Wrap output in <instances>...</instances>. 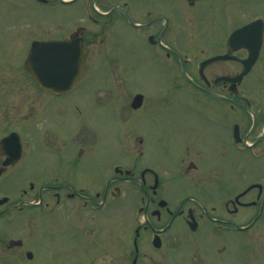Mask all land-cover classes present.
I'll use <instances>...</instances> for the list:
<instances>
[{
    "label": "flooded vegetation",
    "instance_id": "1",
    "mask_svg": "<svg viewBox=\"0 0 264 264\" xmlns=\"http://www.w3.org/2000/svg\"><path fill=\"white\" fill-rule=\"evenodd\" d=\"M16 1L8 0L12 12ZM32 1L38 9L18 3L15 21L8 6L0 9V38L15 37L12 45L17 39L23 40L28 51L35 40L81 37L88 52H92L98 43L109 45L110 31L124 24L131 31L142 33L154 56L157 54L172 71V84L177 91L173 98L195 97L201 103L202 114L191 123L182 119L187 122L184 126L167 131L169 140H164L161 132L153 136L155 147L168 148L166 158L161 160L174 162V168L169 170L168 166L159 171L141 167L139 159H125L112 165L113 171L107 167L106 184L99 190L89 186L97 178L81 180L84 150L81 142L74 139L77 132L68 138L65 133L54 131L48 119V110L66 112L65 108L72 104L74 113L67 112L63 120L73 130L78 128L79 104L71 96L66 98L71 90L59 96L45 93L54 97L51 103L61 101L59 107L44 104L45 109H35L32 85L24 98L17 97L18 103L12 100L16 96L7 92L6 98L0 99V139L9 132L28 129L31 140L25 141L20 134L21 157L9 164L4 163L8 153L0 148V264H37L40 253L34 238L44 236L45 231L47 235L60 233L61 239L52 251L53 261L47 245L42 264H264V13L235 27L262 19L261 29L254 32L260 35L257 47L229 44L233 29L220 30L219 38L205 37L197 46L194 31L198 29L193 28L198 26L196 20L201 23L198 16L208 15L201 10L225 0H180L185 18L174 16L177 0ZM71 4H80L86 22L81 19L70 29L59 22L50 26L49 10ZM33 15H41L37 26L29 21ZM21 19L25 23H18ZM4 22L9 23L6 28ZM183 23L189 28L184 39H179ZM99 37L102 39L97 42ZM22 43L15 46L20 49ZM251 49L256 51L252 57ZM193 50L201 53L194 61ZM224 54L228 56L218 57ZM248 59L249 71L239 80H232L242 73L244 60ZM202 61L206 63L201 70ZM163 94L157 93L153 104L145 98L136 109H130L131 100L128 109L133 113L143 109L153 113L172 105L174 99L165 102ZM39 126L43 131L35 134L33 129ZM145 133L139 129L132 140L139 155L144 154ZM39 144L47 156H34ZM51 148L59 149L62 155L50 157ZM203 159H208L209 165L202 172L199 163ZM247 160L253 163L252 174L244 166ZM167 174L176 186L172 192H162L160 180ZM10 181L14 182L11 188L3 189ZM130 181L138 184V201L136 194L128 195L123 188ZM119 201H126L136 211L133 226L129 229L125 220L120 230L114 228L121 231V236L110 235L105 241L91 243V235L101 227L87 224L83 216L89 213L96 218L98 212ZM41 209L47 219L49 215L60 217L62 229L59 224L37 226L35 213ZM25 213L24 226L17 219ZM65 224L73 231H67ZM62 235L73 249L68 260L61 256ZM110 239L114 243L109 245Z\"/></svg>",
    "mask_w": 264,
    "mask_h": 264
},
{
    "label": "rangeland",
    "instance_id": "2",
    "mask_svg": "<svg viewBox=\"0 0 264 264\" xmlns=\"http://www.w3.org/2000/svg\"><path fill=\"white\" fill-rule=\"evenodd\" d=\"M174 1L175 0H167L168 3ZM177 1L178 5L177 10H174V16H176V18H185V12L181 10L180 4L182 3L180 0ZM18 3L24 4L27 8L32 5L33 9H38V7L33 5L32 0H17L12 4V8H14L13 12L11 11L10 5L8 6V0H0V9L4 10L8 6V13H12L11 17L14 20L15 15L19 12V9L17 8ZM146 5L149 4L146 3ZM224 8L225 11L223 12ZM84 11L88 17L87 8H85ZM201 11L203 14L208 15L206 17L198 16L201 23L196 20L198 26L193 28L198 29L197 32L194 31V44L197 46L202 44L201 39L204 41L205 37L215 36L216 38H219V35L221 34V32H219L220 30L226 29L227 31L228 29H231V27L237 24L236 22L241 19H249L259 13H264V0H226L223 2L211 3ZM42 12H44V10L39 11L38 13ZM81 13L80 4L61 6L58 10L51 9L48 13L50 20L49 25L52 26V23L59 22L63 23L66 29H70L71 26H73L72 24L78 23L81 19L86 22L85 17ZM31 18L33 19H29L31 25L34 24L37 26L41 21V15H33ZM25 21L26 20L21 19L18 23L21 22L23 24ZM45 23L47 24L48 21L45 20ZM8 25V22L3 23L5 28ZM183 25V28L178 31L179 39H184V35H186L185 30L186 28H189L188 24L183 23ZM108 37V54H103V51L100 52L97 50L105 48V45L103 44H99L98 47L94 48V51L88 53L86 63L88 65L85 75L87 77L78 87V90L73 92L76 93L75 96L81 100V107L83 111L85 110V115H83L84 117L81 123L83 127L81 128L82 130L80 129L81 139H79V141L81 142L80 146L84 150L83 154L87 153L85 155L87 158L85 159V162H83L85 164L83 166L81 180H89L88 177L94 179L98 178V181L94 180L92 185H89L95 188L101 186L102 180L100 179L102 178V175L106 173L108 166L120 163L125 159H131L130 155L126 153L127 144L130 147V154L131 152L132 154L139 153L137 146L132 143L133 138L136 137L138 132L136 130L133 131L132 129H127V126L146 131V135L149 136L148 139L146 138L147 149L149 152L145 154L146 144H144L142 147L144 154L140 156V158H137L140 160L141 167L144 165L153 167V165L156 164L158 170L159 168L163 170L168 166L170 170L174 168V162L169 164L166 163V161L161 160V157L163 159L166 158L168 148L166 145L155 147L153 136L161 132L164 140H169L168 136L170 133L167 131L172 128L184 126L187 122L191 123L193 119L196 120L198 116L202 114L201 103L200 101H197L195 97L183 98L180 95H176V98H173L177 91L172 84V71L168 68L166 63L160 61L161 59L157 54L154 56L152 50L146 45L142 33L133 32L124 24H119L110 31ZM14 39L15 37H7V39L0 38V99H5L7 92L11 93V97L19 95L18 86L25 83L28 78L22 66L26 54V42L22 43L18 39L17 42L12 45ZM101 39L102 38L100 37L97 38V42ZM20 43H22V47L19 49L15 45ZM191 55V59L194 61L201 55V53L193 50ZM120 61L121 65L118 63ZM4 62L11 63H9L10 69L3 65ZM108 64L112 66L117 64L116 68L119 69H114L115 73H113V69H108ZM111 79L113 80L112 87L115 86L112 90L108 89V85H106L107 83H111ZM94 89L100 92V96L98 97L101 101H97L96 103V100L93 101L90 96V93ZM27 90L28 89L21 90L23 95L20 94L19 97L22 96L24 98ZM138 90L144 91L146 98H148L147 102L151 104L154 102L152 100L155 95L159 92L164 93L163 99L165 102H168L170 98H173L174 102L172 105L164 106L150 115L146 113L144 114L147 109H143L136 113L131 112V114L127 113L128 108L126 109L125 106H120L118 108V101H123L122 104H126L129 102V95ZM183 91L184 89L181 92ZM96 92H93V94ZM103 92H105V95ZM17 97L16 99H12L15 103H18ZM114 97H117L118 99L115 98V101H111ZM1 105L2 103H0V106ZM59 105L60 103H53V106L55 107ZM2 108L3 107L0 109ZM150 108L154 111L153 106L150 105ZM123 113H127L126 116H130L132 120L130 118L122 119ZM66 115L67 112H61L59 114L55 110H52L48 115V119L54 131L63 132L66 135H72L74 134L73 128L69 127L67 122H64L63 120V117ZM182 119L188 121L183 122ZM157 124L163 126L159 127ZM125 129L130 130L128 132V137L127 134L124 133ZM93 140L95 144L94 148L92 147ZM125 141H130L131 143L126 142V144ZM34 151L35 157L46 156L44 153L42 154V150L40 149H35ZM54 156L57 155L54 154ZM208 165V159H203L199 163L202 172L206 170ZM244 166L250 174L253 173L254 168L252 162H248L247 160ZM166 176L167 179L162 184V192H172V188H175L176 186L170 182L168 174ZM13 183V181H10L2 188H11ZM130 207L131 204L126 201H119L118 203L111 204L105 210L98 212L96 218L90 217L89 213L84 215L83 220L87 224L101 227L97 230V233L94 232L91 235V243L105 241L110 235L121 236V231H114V228L120 230L124 226L125 220L128 221L130 229L135 222L136 213V211ZM39 214L40 213H35V217L37 218ZM57 215L55 217L50 215L48 219L42 218L37 226L42 227L46 225V228H48L56 227L59 224L61 230V220L60 217L58 219ZM65 228L69 232L73 231L69 224H65ZM102 231L107 233H103ZM60 239V233L57 232H53V235H47L45 231L44 236H35V248L38 253H40V258H38L39 260L37 264H42L45 256L44 253H46L44 251L47 245L51 254V261H53L52 251L58 248ZM112 242L114 243V240L110 239L107 243L110 245ZM60 251L64 252L61 254L64 260H68L73 254V249L71 248L70 243L63 237V235Z\"/></svg>",
    "mask_w": 264,
    "mask_h": 264
},
{
    "label": "water",
    "instance_id": "3",
    "mask_svg": "<svg viewBox=\"0 0 264 264\" xmlns=\"http://www.w3.org/2000/svg\"><path fill=\"white\" fill-rule=\"evenodd\" d=\"M255 25L250 24L234 32L235 36L244 34ZM44 56V57H43ZM33 57V63L28 69L33 75L36 83L45 90L60 92L70 88L83 76L85 51L81 50L80 43L68 39L52 42H44L40 45L34 44L29 58ZM27 60V61H28ZM71 61L74 71L70 76L53 74L49 69L57 63ZM28 65V63H27ZM141 95L135 98L141 102Z\"/></svg>",
    "mask_w": 264,
    "mask_h": 264
},
{
    "label": "snow or ice",
    "instance_id": "4",
    "mask_svg": "<svg viewBox=\"0 0 264 264\" xmlns=\"http://www.w3.org/2000/svg\"><path fill=\"white\" fill-rule=\"evenodd\" d=\"M49 71L53 74L70 76L74 71L71 61L54 64Z\"/></svg>",
    "mask_w": 264,
    "mask_h": 264
}]
</instances>
